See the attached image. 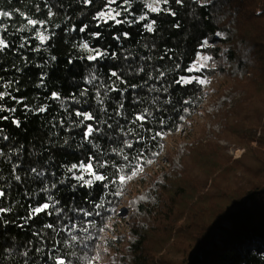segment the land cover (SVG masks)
<instances>
[{
  "label": "trees",
  "instance_id": "trees-1",
  "mask_svg": "<svg viewBox=\"0 0 264 264\" xmlns=\"http://www.w3.org/2000/svg\"><path fill=\"white\" fill-rule=\"evenodd\" d=\"M140 3L141 0H132L137 16L144 14ZM103 4L104 0H95L94 6L84 5L83 0H0V11L12 13L11 17L2 18L0 36L14 45L12 51L0 57L4 69L0 71V88L13 91L27 104V109L11 100L3 105L17 107L15 113L3 114L21 120V128L0 122L2 135L11 138L0 139V151L5 153L0 156V185L9 191L5 206L11 204L14 209L6 218L15 217V223L0 228V264H53V256L63 257L70 264H92L99 242L113 248L119 264H264V0H183L182 4L172 0L164 7L175 16L151 14L150 19L156 20L153 33H147L140 25L131 29L128 26L97 29V23L102 22L92 17L103 10ZM49 8L54 14L51 17ZM26 18L45 21L49 32L56 33L51 48L39 53L31 50L40 46L35 33L17 31L24 27ZM82 23L89 24L91 31H102L105 39L97 42L70 31ZM125 30L131 32V40L123 41V48H119L111 37ZM28 36L32 39L20 49L18 46ZM85 39L102 48L110 44V50L120 53L118 62L106 61L101 70L106 73L113 63L118 64L129 85L143 84L142 75L148 79L139 72L141 66L153 78L156 69L166 74L167 92L159 83H156L159 92L149 91L145 86L143 90L137 89L140 99L135 104L131 103V89L125 93L127 120L130 122L135 114L147 108L153 119L148 120L145 128L152 131L137 129L144 137L143 142L136 144L135 151L125 149L130 157L139 159H130L123 172L118 168L108 171L111 179L117 180L118 175L131 176L136 165L142 170L123 185L110 183L107 189L96 187L90 194L89 190L78 189L73 193L67 185L61 186L57 195L66 209L75 207L91 213L84 216L79 211L69 212L77 217L75 230L58 226L57 235L43 228L44 222H54L55 217L47 220L41 217L35 225L29 222L24 228L17 227L24 224L21 217L27 215L26 205L36 202L30 197L40 187L28 169L35 166L60 175L63 169L49 168V163L70 166L86 155L77 147L81 142L80 130H69L68 126L61 129L58 122L66 116L64 107L49 97L51 91H58L70 108L77 107L72 102L73 95L88 99L84 109L97 107L90 96H79L85 87L90 92L96 91L84 83L90 62L77 59L85 53L74 47ZM52 55L57 57L55 62L50 60ZM124 55L129 59L124 60ZM199 55L208 56L213 65L189 73L187 69L192 68ZM68 59L74 63L68 64ZM46 60V66L37 67ZM42 73H47L43 84ZM181 75L204 79L205 83L194 80L191 85H175L174 79ZM101 78L107 81L106 75ZM152 83L154 79L149 81ZM7 84H11L10 89L5 87ZM223 88L229 92L206 115L212 123L219 122L220 131H206L203 125H195L193 121L207 94L216 95ZM110 96L117 94L113 92ZM117 103L111 99L105 106L114 120L124 123L114 115ZM45 105H50L48 111L39 114L37 108ZM126 127L135 128L130 123ZM181 127L197 130L181 163L165 172L162 183L154 180L150 183L149 199L137 202L136 210L128 211V231L117 233L113 224L125 217V210L120 211L119 207L129 188L145 182V169L160 155L165 138ZM156 132L161 135L153 140ZM221 139L243 148L242 154L233 159L219 143ZM98 143L102 148L106 145L109 151L116 147L106 137ZM113 159L125 163L120 156ZM13 164L20 165L15 174L22 177V182L15 181ZM114 172L117 175H112ZM73 196L75 200L70 199ZM95 204L102 207L96 208ZM38 229L43 233L40 237L33 235ZM107 232L116 234L118 243L124 245L119 246L105 236ZM73 235L76 240H72Z\"/></svg>",
  "mask_w": 264,
  "mask_h": 264
},
{
  "label": "snow or ice",
  "instance_id": "snow-or-ice-1",
  "mask_svg": "<svg viewBox=\"0 0 264 264\" xmlns=\"http://www.w3.org/2000/svg\"><path fill=\"white\" fill-rule=\"evenodd\" d=\"M171 2L172 0H141L140 8L144 14L137 16L136 12L133 10L132 0H104V4L102 6L103 10L97 11L93 15L92 19L102 22L97 23V29L105 26L108 28H122L123 26H128L129 29H131L135 25H140L147 33H153L156 20L150 19L151 14H169L175 16L174 12H169L164 7L170 5ZM175 3L182 4L183 0H175ZM83 4L86 6H94L95 0H83ZM37 11H39V6H37ZM11 15L12 13L9 11H0V24L3 23L2 18H9ZM21 15H23V13H21ZM53 15L54 14L49 8L48 16L51 17ZM129 17H131V19ZM26 20L27 22L24 27L17 29V31H29L35 33V40L39 42L40 46L31 50L39 53L51 48L52 40L56 36V33L54 31L49 32L45 21L30 18H26ZM28 26H31V28L29 29ZM176 26L178 27L179 25ZM57 27H59V25H57ZM70 31L85 34V36L91 37L92 40L97 42L105 39L102 31H91L89 24L82 23L81 26L78 28L74 26L70 29ZM23 39L25 40V43L18 46L20 49H24L27 45V41L32 39V37L28 36ZM111 39L116 42L119 48H123L122 42L125 40H131V32L129 30L121 31L119 34H113ZM204 43L207 44V41ZM13 47L14 45L11 41L7 40L4 36H0V57H2L6 52L12 51ZM74 47L82 49L83 53H85L83 55H79L77 59L87 60L90 62L89 73L85 78L84 83L96 89L95 92H90L89 88L85 87L79 92V96H90L94 100L97 107L92 110L84 109L83 105L89 103L88 99L81 100L73 95L72 102L77 107L70 108L65 104L64 98L58 91H51L49 93V97L52 101H59L60 105L64 107L66 116L58 122L61 129L68 126L69 130H80L79 134L81 142L77 145V147L82 153H86V155L79 158L77 162L71 163L70 166L55 165L54 162L49 163V168L56 167L63 169L60 175L57 174V171L39 170L35 166L28 169V172L30 174H34L35 178L39 181L40 187L39 192L35 196L30 197L31 200H35L36 202L26 205L27 215L21 217V219L24 220V224L16 225L20 228H24L29 222H31V225H35L37 221L41 220V217L46 220L55 217L54 222H44L43 228L50 229L57 235L59 234L60 227H68L70 230H75L74 221L77 217L75 215L70 216L69 212L76 213L79 211L84 216H90L91 213L84 211L83 209L77 210L75 207L66 209L57 195V193L61 192V186L67 185L73 193H75L78 189L89 190L90 194V191L94 190L96 187H100L102 190L107 189L110 183L118 182L123 185L126 180L131 179L138 171L142 170L140 165H136L132 170L131 176L118 175L117 180H112L108 171L110 168H118L119 172H123L124 169L128 167L130 159H139V157H130L129 154L125 153V149L135 151L136 144L143 142L144 137L139 131H137V129H144L149 133L152 131L151 128H145V124L148 120L153 119V113L147 108L135 114L134 119L130 122L127 120V116L124 115V113L127 112L124 103L125 93H129V89H131V103L135 104L138 103L140 99L137 89L143 90V88L147 86L149 91L159 92L160 88H163L164 92L168 91V88L164 87V84L166 83L164 77L166 74L164 71H160L159 69H156L157 75L153 78L151 75L146 73L145 68L141 66L139 68V72L147 75L148 79H144V76L142 75L140 78L143 80V84L133 83L130 85L124 78V73L118 70V64L116 63H113L106 73L102 72L101 68L104 62H118L121 59V55L117 50H110L112 48V45L110 44L102 48L92 45L89 40L85 39L83 42H77ZM166 55L167 53L164 54V56ZM164 56H161V60L164 59ZM123 59L128 60L129 56L124 55ZM50 60L55 62L57 57L52 55ZM47 63L48 61L46 60L44 65H37V67H44ZM67 63L73 64L74 61L73 59H68ZM204 66L205 65L203 64H200L199 66L193 65V67L188 68L187 71L189 73L193 70L199 71V69ZM176 68L179 69L180 65L177 64ZM3 70V67L0 66V71ZM104 75L107 76V81L101 78ZM46 76L47 73H42L40 75L41 84H43ZM153 79L155 80V83L149 84V81ZM194 80L199 84L205 83V80L203 79L185 77L183 75L174 79L173 83L175 85H191ZM156 83L160 84V88L156 87ZM113 85L116 86L113 87ZM120 85H125V87H120ZM5 87L10 89L11 84H7ZM169 87H171V85H169ZM113 92L117 94L116 97L110 96ZM111 99H116L118 102L117 107L113 110L115 117H121L124 120V123H121L120 119L114 120L113 115L109 114V107H106L105 105L108 104ZM9 100L16 105L24 107L25 109H27V104L24 103L23 98L14 95L13 91L6 92L0 88V122H9L15 128L19 129L22 127L21 120L13 119L9 115L3 114L5 112L15 113L18 110L17 107H3V105ZM49 107L50 105L38 107L37 112L39 114L46 113ZM182 118L183 117H181V119ZM128 123L134 125L135 128L126 127V124ZM163 123L164 121L161 119L160 124L163 125ZM3 130V127H0V139L10 141L11 138L8 135H2ZM160 135L161 132H156L155 135L152 136V139L155 140L156 137ZM104 137H106L112 144H115L116 147H112L110 151L107 150L106 145L102 148L98 141ZM130 137L135 139H130ZM67 143L68 141L65 140V144ZM42 154L43 153H41V155ZM4 155V151H0V156ZM113 156L122 157L125 163L121 164L119 161L113 159ZM148 162L150 163L151 161ZM0 163H2V161H0ZM19 168V164H13L11 166V172L14 174L15 181L22 182V177L19 174H15ZM112 175H117V173L114 172ZM49 177H51V179H49ZM8 199L9 191L0 185V228L6 227L10 223H15L14 216L6 218L9 214L14 212L11 204L5 206V201ZM70 199L75 200V196ZM84 199L87 200L88 197H84ZM94 207L100 208L102 205L95 204ZM96 214L99 215V213ZM33 235L40 237L43 233L38 229L33 233ZM71 238L72 240H76L77 236L73 235ZM36 251L38 252L39 249H36ZM51 259L53 260V264H70V262L66 261L63 257L53 256Z\"/></svg>",
  "mask_w": 264,
  "mask_h": 264
},
{
  "label": "rangeland",
  "instance_id": "rangeland-1",
  "mask_svg": "<svg viewBox=\"0 0 264 264\" xmlns=\"http://www.w3.org/2000/svg\"><path fill=\"white\" fill-rule=\"evenodd\" d=\"M218 36L221 37V34H218ZM218 45L221 46L220 44H218ZM213 63H214V61L211 62L209 60L208 56L199 55L197 60L195 61V63L193 65L199 66L200 64H203V65H205L204 67H206V66L213 65ZM193 65H192V67H193ZM217 78L219 80H222L221 75H219V76L217 75ZM210 82H209V86L211 84ZM228 92H229L228 89L223 88L216 95H212V94L210 95V93H208L207 96H209V98H207V101L205 103L204 108H205V111L207 110V107H209V106L212 108L210 109L209 112H205V114H203L200 118H197L196 121H193V123L195 125H203L206 131L212 130V131L218 133L220 131L219 122L212 123L209 119H207L206 115L213 111L212 109L220 102L222 97L227 95ZM196 134H197V130L195 128L194 129L187 128L186 134H185V132L181 131L179 133L171 134L166 138V148L163 152V155H164L163 160L169 161L170 162L169 166H164L160 170L159 169L155 170L156 167L155 168L153 167V169H151V167L146 168L145 169V173H146L145 182L141 183L139 185L136 184V185L129 188L127 194L125 195V197L123 199L122 204L119 207L120 211L125 210V217H124V219H121V220L119 219V221H115V223L113 224V228L115 229V231L117 233H119V232L120 233H122V232L126 233L128 231V229H129V224L127 222L128 211L129 210L130 211L136 210L135 204L137 202H139V201L144 202V201H147L149 199L147 192L150 189V183L153 180L160 179L161 174L164 175V177H165V172H167L168 170H173L175 165L181 163L182 158L186 154V150H185L186 147L191 143L192 139L196 136ZM257 134H259V132H257ZM219 143L226 147V152L233 159L238 158L244 150L243 148L237 147L232 143H228L227 141H225L223 139L219 140ZM251 145H255V143L252 142ZM164 177H163V180H164ZM158 183H162V181H160ZM105 236H109L111 239L115 240L117 242V245H119V246L124 245V243H122V244L118 243V237L116 234H112L110 232H107V233H105ZM115 255H116V252L113 251V248L111 246H106V245L102 244L101 242H99L97 254L95 255V258H94L92 264H119L117 259H114Z\"/></svg>",
  "mask_w": 264,
  "mask_h": 264
},
{
  "label": "built area",
  "instance_id": "built-area-1",
  "mask_svg": "<svg viewBox=\"0 0 264 264\" xmlns=\"http://www.w3.org/2000/svg\"><path fill=\"white\" fill-rule=\"evenodd\" d=\"M221 36H223L222 34H221ZM207 98H209V96H206V98L204 99V101H203V103L200 105V107H199V109H198V114H197V116H196V118L194 119V121H196L197 120V118H200L203 114H205V112H209L210 111V109L212 108V107H207V110L205 111V108H204V106H205V103H206V101H207ZM224 99V97H222V99L220 100V102L219 103H221V101ZM213 110V109H212ZM186 129L187 128H183V127H181V128H179L175 133H179V132H181V131H183V132H185V134H186ZM168 137V136H167ZM166 137V138H167ZM166 138H165V143H164V146H163V149H162V151H161V153H160V155L157 157V159L152 163V165L150 166L151 167V169H153V167L155 168L156 167V169L155 170H157V169H161V168H163L164 166H169V164H170V162L169 161H167V160H163L164 159V155H163V152H164V150H165V148H166ZM164 163V164H163ZM172 164V163H171ZM163 177H164V175H162L161 174V178L160 179H156V180H154V181H158V182H160V181H163Z\"/></svg>",
  "mask_w": 264,
  "mask_h": 264
}]
</instances>
